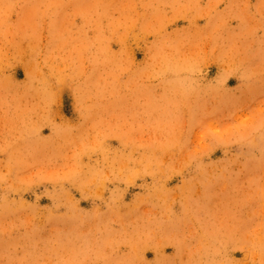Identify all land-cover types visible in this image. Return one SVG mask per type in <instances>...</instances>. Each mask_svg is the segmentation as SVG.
<instances>
[{
	"label": "rangeland",
	"instance_id": "1",
	"mask_svg": "<svg viewBox=\"0 0 264 264\" xmlns=\"http://www.w3.org/2000/svg\"><path fill=\"white\" fill-rule=\"evenodd\" d=\"M0 264H264V0H0Z\"/></svg>",
	"mask_w": 264,
	"mask_h": 264
},
{
	"label": "bare ground",
	"instance_id": "2",
	"mask_svg": "<svg viewBox=\"0 0 264 264\" xmlns=\"http://www.w3.org/2000/svg\"><path fill=\"white\" fill-rule=\"evenodd\" d=\"M22 62V61H21Z\"/></svg>",
	"mask_w": 264,
	"mask_h": 264
}]
</instances>
